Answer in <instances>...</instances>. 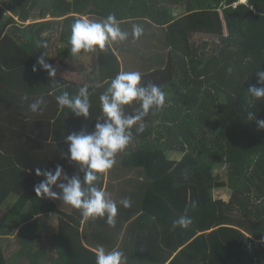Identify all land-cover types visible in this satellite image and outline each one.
Here are the masks:
<instances>
[{
  "label": "trees",
  "instance_id": "1",
  "mask_svg": "<svg viewBox=\"0 0 264 264\" xmlns=\"http://www.w3.org/2000/svg\"><path fill=\"white\" fill-rule=\"evenodd\" d=\"M91 2L95 9L86 15ZM4 11L21 24L37 16L41 24L32 29L59 26L68 52L76 19L86 15L103 21L114 14L129 35L105 51L97 49L101 77L110 85L122 70L120 57L127 67L132 53L145 65L149 62L140 70L142 84L154 83L165 93L164 107L144 120L150 122L144 134L149 129L155 137L140 135L122 160L123 169L144 174L139 198L120 209L114 226L100 218L93 225L98 239L124 233L121 251L128 264H264V130L247 119L252 112L264 120V98L247 91L257 82L256 72L264 70V0H1L0 18ZM134 25L143 28L139 38L132 34ZM196 34L217 38L219 49L195 44L191 38ZM137 41L143 48L133 53L131 44ZM138 107L134 103L125 111L131 114ZM170 151L182 154L180 160L169 159ZM220 170L226 171L224 182L215 179ZM104 183L105 174L102 188ZM220 188L231 192L229 202L214 198ZM11 194L21 199L6 216L9 221L28 203L39 204V222H33L34 215H21L4 231L10 235L21 225L16 240L23 247L35 244L33 264L42 257L52 264H96L98 246L85 241L80 210L68 215L35 190L16 193L3 184L0 208ZM51 214L59 217L52 234ZM185 214L193 223L173 228V221ZM0 264H7L1 240Z\"/></svg>",
  "mask_w": 264,
  "mask_h": 264
},
{
  "label": "crops",
  "instance_id": "2",
  "mask_svg": "<svg viewBox=\"0 0 264 264\" xmlns=\"http://www.w3.org/2000/svg\"><path fill=\"white\" fill-rule=\"evenodd\" d=\"M38 24L41 23L35 15L31 22L26 24L18 23L16 17L8 11H4L0 18V185L3 184L6 189L16 193L35 189V185L41 179L35 174L36 168H40L42 171L46 168L54 170L57 165H61L69 176L79 173L78 166L73 165L63 157L64 153L68 152V143L65 137L73 132H79L82 128L92 131L96 119H103L100 96L109 87L108 80H103L100 75L95 52H81L73 57L68 52V45L60 40L59 31L61 28L59 26L32 29ZM40 29L42 30L39 32ZM45 38H48L49 41H44ZM44 43H49V45L45 48L42 46ZM46 51L48 54L45 53ZM43 53L47 62L57 71L54 80L43 69L37 72L33 71L34 65L39 67L37 60ZM120 60L122 63L121 71H139L141 73L143 70H140L143 67L149 66V62L145 65L134 55L127 61V67H124L122 57ZM151 68L154 66L149 67V69ZM83 86L88 87L91 105V115L87 120L83 117H77L67 107L61 110L56 100V97L65 91L70 96H75L79 88ZM38 98H43L45 101L43 113L32 114L28 110V105ZM145 126L150 127L149 118ZM132 131L131 146L133 147L138 145L140 135H146L148 139H153L156 135L153 132L151 136L149 129H147V134L144 132L136 133L135 126ZM124 153L125 150L116 156V164L105 174L103 186V190L109 197L117 202L118 212L123 207L119 204L120 200L129 198L131 205L137 202L140 189L145 183L141 169L133 171L123 169ZM181 157L182 154L178 152H168V158L171 160L179 161ZM79 174L83 178V174ZM53 190L60 191L58 188ZM20 199L21 197L17 194H11L0 208L1 244L9 243L7 239L16 236L17 231H20L21 225L17 227L14 233L4 234V231L9 229L11 224H16V220L21 215H34L33 222H39L42 217L37 216L39 213L36 212L39 204L30 202L24 206L22 212L17 214L20 216L14 217L13 221L6 219V216L13 207L17 206ZM52 200L59 211L68 215L72 214L74 209L72 206L63 204L60 199ZM99 219L97 217L82 220L81 232L85 241H88L87 243L92 246H103L106 251L122 250L124 233L122 235L113 234L112 236L102 234L99 239L97 238L93 225ZM47 221L51 226L53 223L57 225L59 224V217L56 214H51ZM127 228L128 225L125 229ZM110 237L113 240L109 241L108 238ZM26 248L22 246L18 250L21 260L13 261L12 264H22V261L26 260L24 257L26 254L29 256L28 262H32L30 258L32 247L24 251ZM6 263L9 264L8 260Z\"/></svg>",
  "mask_w": 264,
  "mask_h": 264
},
{
  "label": "clouds",
  "instance_id": "3",
  "mask_svg": "<svg viewBox=\"0 0 264 264\" xmlns=\"http://www.w3.org/2000/svg\"><path fill=\"white\" fill-rule=\"evenodd\" d=\"M132 34L139 38L143 34L140 25H134ZM128 32L123 31L114 14H109L102 22L90 20L86 15L76 19L71 25L70 54L75 57L81 52L94 53L97 49L105 51L111 48L114 42H124L128 38ZM47 47V44H42ZM33 71L41 69L46 71L51 78L57 76L56 69L47 62L43 53L38 57ZM258 77L255 85L247 89L249 95L256 99L264 98V70L256 72ZM142 74L139 71H121L107 90L101 94V110L103 119H96L94 129L88 131L82 128L79 132H73L65 137L68 143V152L63 157L73 165L78 166L79 173L69 176L63 166L57 165L54 170L36 168L37 177L44 179L35 185L37 197L60 199L63 204H68L80 210L85 218H105L110 226H114L118 214L117 202L100 186L101 178L116 164V156L123 152L133 140V127L136 133L143 132L145 117L151 112L160 110L165 105V93L154 83L142 84ZM26 99V98H25ZM61 110L65 107L71 110L77 117L90 118V100L87 86L79 88L75 96L65 91L56 97ZM134 103L139 107L129 114L125 106ZM45 106L43 98H38L28 105L32 114H42ZM247 119L255 121L258 128L264 130V120H258L252 112L247 113ZM58 188L60 191H54ZM124 208L131 207L129 198L119 201ZM197 206L192 202V208ZM193 223L187 214L173 221V228H188ZM96 264H128V257L123 251L113 249L106 251L103 246L95 250Z\"/></svg>",
  "mask_w": 264,
  "mask_h": 264
},
{
  "label": "rangeland",
  "instance_id": "4",
  "mask_svg": "<svg viewBox=\"0 0 264 264\" xmlns=\"http://www.w3.org/2000/svg\"><path fill=\"white\" fill-rule=\"evenodd\" d=\"M88 18L90 20H93L96 22H102L101 19H98L96 17H88ZM191 41L197 45H201V44L206 42L208 44V47H207L208 51H214V50L219 49V40L217 38L207 37V36H202V35L196 34V35L192 36ZM131 47H132V52L136 53L138 50L140 51L143 48V44H140V42L137 41V42H133L131 44ZM130 54H131L130 57H132L133 54L132 53H130ZM130 57H127L126 59H129ZM122 59H123V56H122ZM138 67L140 68V66H138ZM215 179L224 182L226 180V171L220 170V171L215 172ZM214 198L216 200H222L224 202H229V200L231 198V192L227 188L216 189L214 192ZM57 228H58V224L56 225L55 223H53L51 226L52 230L50 233L52 234V231H54V230L56 232ZM53 235H54V233H53ZM16 236H11L10 239H7V242H9V243L1 244L2 248H3V246H5V248H3L2 250L4 252V256H5L6 260H8L9 264H12L13 261L21 260L20 252H18V250H20L22 248L23 244L21 241L16 240V239H18V236L17 237ZM54 237H56V235H54ZM29 245H30V243H29ZM29 245L27 248L33 247L35 244H33L31 246H29ZM27 248L24 251H26ZM119 249H120V247H119ZM24 257L26 260L25 261L23 260L22 264H32V262H28V257H29L28 254H26ZM48 257H50V256H48ZM39 264H52V261H51V259H43V257H42L40 259Z\"/></svg>",
  "mask_w": 264,
  "mask_h": 264
},
{
  "label": "water",
  "instance_id": "5",
  "mask_svg": "<svg viewBox=\"0 0 264 264\" xmlns=\"http://www.w3.org/2000/svg\"><path fill=\"white\" fill-rule=\"evenodd\" d=\"M95 8H94V2H91V5H90V7H89V9L85 12V14L87 15V14H89L92 10H94Z\"/></svg>",
  "mask_w": 264,
  "mask_h": 264
}]
</instances>
